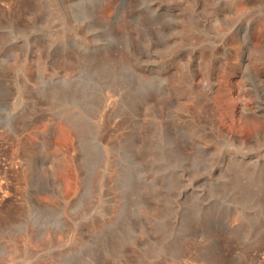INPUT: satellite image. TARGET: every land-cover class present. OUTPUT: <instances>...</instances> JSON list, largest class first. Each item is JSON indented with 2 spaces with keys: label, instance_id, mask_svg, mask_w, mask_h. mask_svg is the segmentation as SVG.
Masks as SVG:
<instances>
[{
  "label": "rangeland",
  "instance_id": "obj_1",
  "mask_svg": "<svg viewBox=\"0 0 264 264\" xmlns=\"http://www.w3.org/2000/svg\"><path fill=\"white\" fill-rule=\"evenodd\" d=\"M0 264H264V0H0Z\"/></svg>",
  "mask_w": 264,
  "mask_h": 264
}]
</instances>
